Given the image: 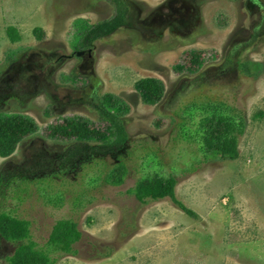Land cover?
<instances>
[{"label":"rangeland","instance_id":"374dc122","mask_svg":"<svg viewBox=\"0 0 264 264\" xmlns=\"http://www.w3.org/2000/svg\"><path fill=\"white\" fill-rule=\"evenodd\" d=\"M167 1L126 0L129 22L96 42L93 58L86 60L73 56L79 44L76 22L94 26L111 20L117 14L112 0H0V98L5 99L0 115L29 117L40 131L12 156H0V174L41 157L61 167L68 160H59L69 158L75 142L50 139L46 131L68 117L105 129L96 112L105 95L130 108L124 122L135 152L123 154L128 173L122 185L100 182L94 201L74 208L72 195L88 194V177L118 163L107 156L70 173V183L56 182L53 189L66 190L62 208L35 193L22 204L12 198L5 202L34 221L38 243L57 221L78 222L84 233L75 246L79 253L62 256L57 264H264V0H174L173 9V0ZM163 15L165 23L170 15L173 21L165 25L158 19ZM183 17L187 22L181 24ZM10 27L20 33L19 42L10 41ZM38 27L45 32L42 40L34 33ZM191 51L209 58L205 66L194 74L177 73ZM240 63L252 65L255 78L243 74ZM145 78L166 87L157 106L145 104L136 88ZM205 102H225L244 114L239 159L205 161L199 143L179 138L181 117L189 118L192 131L202 119L185 110ZM148 151L143 161L140 156ZM152 151L162 165H154ZM193 164L196 171H185ZM173 168L177 197L194 218L170 198L144 206L128 193L144 177L167 176ZM15 251L16 245L0 236V264Z\"/></svg>","mask_w":264,"mask_h":264},{"label":"trees","instance_id":"16d2710c","mask_svg":"<svg viewBox=\"0 0 264 264\" xmlns=\"http://www.w3.org/2000/svg\"><path fill=\"white\" fill-rule=\"evenodd\" d=\"M112 1L117 6V14L111 20L103 21L94 26H90L85 20L76 22L79 39L76 51L92 48L96 42L113 34L129 22V5L126 0ZM34 33L41 40L45 36L44 30L39 27L35 29ZM8 36L10 41L14 43L21 40V35L15 27L8 29ZM189 55L187 64L175 68L177 73H197L202 70L207 59H209L204 58L203 52L191 51L188 53ZM210 57L212 60L217 59V56H213V54ZM239 65L243 74L255 78L256 73L253 71L252 65L249 63H240ZM136 88L140 92L143 102L147 105L157 106L165 98L166 87L157 78L142 79L136 83ZM3 99V97L0 98V106L4 104L5 99ZM188 109L185 110V113L189 114L190 118H194L196 113H200L202 119L198 128L195 131L190 129V131L189 123H187L189 118H182L178 114L183 120L179 124V138L199 143V151L203 154L205 161L211 158L235 161L240 158V139L246 130L245 116L241 111L225 102L193 103L192 107ZM192 109L193 111L190 112ZM129 111L130 108L114 95H105L104 98L100 99V104L96 108L98 119L107 125L105 129L94 127L86 119L68 117L62 123L53 124L46 131V136L50 139L56 141L73 140L75 142L74 147L67 152L69 158L65 159L62 156L59 160L60 162L68 160L62 162L61 167H57L56 161L50 163L41 157L42 160L30 161L29 163L27 161L22 165V168H20L21 166L15 167L0 174V236L7 242L16 245L13 256H8L6 259L7 264H57L62 256L78 255L79 251L75 246L83 239L84 233L79 229L77 221L73 219L57 221L46 241L38 243L33 239L34 221L24 218L19 206L11 207L5 202L12 198L22 204L35 193L38 198L41 197V199L46 200L48 205L62 208L63 203L68 201L66 190H57L56 182L63 180L65 183H70L67 179L70 173L85 168L87 165L103 162L107 156L116 159L118 163L108 166L107 171L103 174L88 177V187H90L88 194L80 195L75 192L76 195H72L74 208L85 209L92 203L94 201L93 190L100 188V182H106L111 186L122 185L128 173V163L123 154L133 156L135 152L129 149L131 135L124 122V117ZM37 132H40L38 125L29 117L0 115V156L2 158L12 156L25 138ZM152 152L151 155L156 158V162H153L154 165L156 167L162 165L158 153ZM150 153L151 151H148L140 157L144 161L150 157ZM193 166L194 164L185 171H196ZM46 181L55 182V184L46 183ZM178 181L176 168H173L172 173L167 176L157 172L153 176L144 177L138 181L135 187L129 189L128 193L134 195L144 206L170 198L182 211L194 218L196 213L177 197ZM54 187L57 188L53 189ZM63 187L65 186L61 188ZM88 196L93 198L89 199ZM112 249L109 248L108 250ZM110 254L111 251L101 255L106 257Z\"/></svg>","mask_w":264,"mask_h":264},{"label":"flooded vegetation","instance_id":"af4514ba","mask_svg":"<svg viewBox=\"0 0 264 264\" xmlns=\"http://www.w3.org/2000/svg\"><path fill=\"white\" fill-rule=\"evenodd\" d=\"M169 1V0H168ZM167 1V2H168ZM172 2H174V0L173 1H171L170 3H169V6H170V8L172 7V9H173V3ZM177 16H179V10L177 9ZM157 14V13H156ZM181 14V13H180ZM165 16H167V15H163V16H160V18H158V19H162V20H164L163 18L165 17ZM183 19H184V21H181L180 20V22L179 23H181V24H184L185 22H187L186 21V19L183 17ZM175 20H176V18H175ZM174 20V21H175ZM173 21V15H170L169 16V18L167 19V17H166V23H165V20H164V24L166 25V24H168V22L169 23H171ZM94 50H95V45L92 47V48H88V49H85V50H81V51H84L85 53H84V55L83 56H81L83 59H90V58H93V52H94ZM78 52H80V51H76V52H74L73 54V56H77V58H81V57H79L77 54H78ZM235 71H237V70H235Z\"/></svg>","mask_w":264,"mask_h":264},{"label":"water","instance_id":"95a60500","mask_svg":"<svg viewBox=\"0 0 264 264\" xmlns=\"http://www.w3.org/2000/svg\"><path fill=\"white\" fill-rule=\"evenodd\" d=\"M84 53H85L84 51H80V52H78V54H77V55H78L79 57H81V56H83V55H84Z\"/></svg>","mask_w":264,"mask_h":264}]
</instances>
